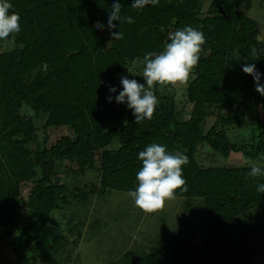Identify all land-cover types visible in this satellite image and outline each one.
<instances>
[{
    "label": "trees",
    "instance_id": "obj_1",
    "mask_svg": "<svg viewBox=\"0 0 264 264\" xmlns=\"http://www.w3.org/2000/svg\"><path fill=\"white\" fill-rule=\"evenodd\" d=\"M8 2L9 14L21 17V32L0 51V244L7 243L13 257L0 264H51L39 244L52 213L88 195L135 191L138 153L151 143L189 158L182 166L188 190H176L186 216L171 230L175 239L164 235L145 253L126 251L115 264H249L264 248V194L256 191L264 178L254 180L247 176L250 168L216 164L209 155L264 162V96L242 71L244 63L255 64L264 84V39L257 22L238 10L251 1L211 0L204 10V0H159L142 9L133 8V0H117L121 16L134 19L113 21L120 40L107 27L113 0ZM185 26L206 38L185 88L192 112L178 120L167 89L172 85H159L153 118L135 123L127 104L115 102L123 90L120 78L131 63L143 69L147 52L164 51L170 35ZM233 49L247 60H236ZM109 86L117 91L110 93ZM41 115L43 129L66 127L70 134L51 145L45 133L39 140ZM235 129L248 132L235 140ZM206 145L212 151L204 155ZM86 170L97 171L99 183L70 187ZM63 236L53 235L56 252ZM78 238L65 240L76 246Z\"/></svg>",
    "mask_w": 264,
    "mask_h": 264
},
{
    "label": "rangeland",
    "instance_id": "obj_2",
    "mask_svg": "<svg viewBox=\"0 0 264 264\" xmlns=\"http://www.w3.org/2000/svg\"><path fill=\"white\" fill-rule=\"evenodd\" d=\"M210 1L204 0V10ZM250 1L249 8L242 4L238 7V10L257 22L260 37L264 39V0ZM11 46V39L9 40V38L0 41V51ZM142 73L143 69L138 64L131 63L127 66L124 76H127L128 79L140 81L143 79ZM186 86L177 83L167 88L174 94L178 120H184L192 112V104L185 95ZM28 110L31 112L30 109ZM43 121V115L36 119V125L39 127L37 135L41 140L44 133L47 134L49 145L55 143L60 137L70 134L66 127L43 129ZM213 121L214 117H210L207 123L211 124ZM232 130L230 129L231 132ZM247 132V129L242 131L235 129L233 133L239 135L235 136L234 139L239 140ZM32 147H35L34 143ZM201 150L204 155L206 152L212 151L207 145ZM209 157L220 165L237 166L242 161L240 155L234 154L228 158L221 155L215 157L209 155ZM56 170L58 176L64 175L59 167ZM74 180V184L72 183L70 187L72 185L85 186L84 188L87 190L89 184L99 183V174L95 170H86L83 175L74 178ZM77 200L71 201L64 211H54L52 213L51 222H49L46 232L41 237L40 249L45 253L51 264H115L122 260L121 257L126 251H132L136 254L145 253L151 246L162 241L164 235L168 234V240L175 239V233H171V230L177 225L183 213L186 216V211L182 205V197L166 201L162 210L153 213H146L136 207L133 199L125 191L109 190L100 196L88 195ZM19 217L17 219L18 228L24 222L22 216ZM70 218L74 220L73 223H76V231L79 230L76 234L74 224L71 229L66 227ZM78 219H80V222H77ZM198 222L199 218L196 216L194 223L197 224ZM57 233H64L65 236L63 237L65 239L70 238V240L78 236L76 246H73L76 241L67 243L65 239H61L64 246L61 247L62 249L59 252H56L52 247V238ZM12 258L7 243L0 244V259L11 261ZM263 259L264 248L253 257L249 264H260Z\"/></svg>",
    "mask_w": 264,
    "mask_h": 264
},
{
    "label": "clouds",
    "instance_id": "obj_3",
    "mask_svg": "<svg viewBox=\"0 0 264 264\" xmlns=\"http://www.w3.org/2000/svg\"><path fill=\"white\" fill-rule=\"evenodd\" d=\"M148 4L158 5L159 0H133L131 6L142 9ZM12 8L13 5L8 0H0V40L21 32L19 23L21 17L15 11L9 14V10ZM121 8L122 4L113 0L108 14L107 27L114 40L123 39V33L112 31L117 27L113 21L134 23L132 17L121 16ZM95 27L101 29L103 25L97 22ZM169 40L164 51L160 53L149 51L143 57L144 83H140L136 79H128L127 76L120 78L123 90L114 99L118 104H127V107L132 110L135 123L153 118L159 103L155 95L156 86L176 85L177 83L187 85L189 83L190 74L199 62L202 45L206 43L204 33L192 26L176 30L170 35ZM232 54L236 60H247L240 55L238 49H233ZM242 71L252 76L256 91L264 96L261 73L256 69L255 64L244 63ZM116 91L115 87L109 86L110 93ZM107 99L111 102L113 97L109 95ZM137 159L142 161V167L136 174L138 185L135 191L128 192V196L142 211L153 213L162 210L166 201L176 198L177 189L187 192L188 186L187 181L183 178L182 166L189 163V158L183 152H170L165 145L151 143L138 153ZM240 166L250 168L247 173L248 177L254 180L264 178V162L244 157ZM256 191L264 194V183H258Z\"/></svg>",
    "mask_w": 264,
    "mask_h": 264
}]
</instances>
